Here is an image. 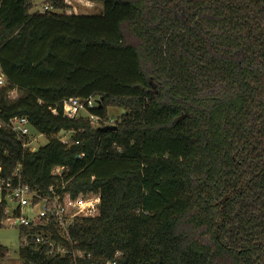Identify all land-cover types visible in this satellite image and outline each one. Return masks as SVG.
<instances>
[{
    "label": "trees",
    "instance_id": "trees-1",
    "mask_svg": "<svg viewBox=\"0 0 264 264\" xmlns=\"http://www.w3.org/2000/svg\"><path fill=\"white\" fill-rule=\"evenodd\" d=\"M46 1L57 11L0 0V120L27 116L49 138L29 149L0 125L2 176L20 168L44 191L65 166L74 197L102 201L64 239L77 261L22 226L21 264H264V0H102L99 13ZM93 95L102 119L124 109L116 129L65 114Z\"/></svg>",
    "mask_w": 264,
    "mask_h": 264
},
{
    "label": "built area",
    "instance_id": "built-area-1",
    "mask_svg": "<svg viewBox=\"0 0 264 264\" xmlns=\"http://www.w3.org/2000/svg\"><path fill=\"white\" fill-rule=\"evenodd\" d=\"M68 1V0H66ZM53 2L48 1L41 11L53 8ZM0 86L6 84L7 79L0 71ZM99 96H90L87 98L71 97L64 102L65 114L68 116H77L84 109L91 119L98 123L103 121L104 125L115 124L114 118L102 119L100 116L91 112V108L99 105ZM0 125L8 126L16 133L19 139L24 141V146L33 149L30 141V123L27 116L11 117L8 121L0 120ZM103 125V124H101ZM28 137V139H24ZM61 141L66 145L74 143L73 139L68 138V134L62 131L60 134ZM79 143V140L75 141ZM35 150V149H33ZM65 166H57L52 170L56 180L47 190L33 189L29 184L23 182L20 175V168L11 178L2 176V166L0 165V200L6 202V216L2 223L17 225L19 227L26 226L35 228L41 226L35 241L43 245H47L49 253L56 255H66L70 253L75 261L83 255L81 251L70 250L64 239L70 240V226L77 217L94 216L100 211L102 197L100 193H80L76 197L73 196L72 190L68 184L70 180L64 177L67 174ZM25 207L35 209L33 215L24 214ZM52 229L58 231L63 240L57 241L52 238ZM26 235V234H25ZM29 241L25 237L23 244L27 245ZM120 254V253H118ZM116 264V261L109 263Z\"/></svg>",
    "mask_w": 264,
    "mask_h": 264
},
{
    "label": "rangeland",
    "instance_id": "rangeland-1",
    "mask_svg": "<svg viewBox=\"0 0 264 264\" xmlns=\"http://www.w3.org/2000/svg\"><path fill=\"white\" fill-rule=\"evenodd\" d=\"M81 1H84L85 4H82L79 1L76 2V0H73L74 3L71 4V6L73 7L72 12L99 13L103 10L102 0H81ZM33 2H34L33 11H41L44 9V5L48 1L33 0ZM75 3H76V8H75ZM51 10H55V9L52 8ZM19 95H20L19 91L13 90L11 92V99L15 100ZM123 112H124V109L122 108L115 107V106L110 107L108 111L109 119L114 118L117 120L120 114H122ZM79 114L88 115L84 109H82L77 114V116ZM91 120L94 125L98 124L96 120L94 119H91ZM70 135L71 133H68V138H71ZM29 136H30L31 146L33 149H38L39 147L47 144V142L49 141V138L47 137V135L38 131L34 126H30ZM23 212L26 215H33L34 213H36V210L25 207ZM0 244L9 249V252L6 258L2 260L0 264H21L20 247L22 245V240H21V231H20L19 226L5 223L4 226L0 227Z\"/></svg>",
    "mask_w": 264,
    "mask_h": 264
},
{
    "label": "water",
    "instance_id": "water-1",
    "mask_svg": "<svg viewBox=\"0 0 264 264\" xmlns=\"http://www.w3.org/2000/svg\"><path fill=\"white\" fill-rule=\"evenodd\" d=\"M102 100H103V96H100L98 99L100 104H101ZM116 128H117V124H107V125L99 126V129L104 130V131L109 130V129H116Z\"/></svg>",
    "mask_w": 264,
    "mask_h": 264
},
{
    "label": "crops",
    "instance_id": "crops-1",
    "mask_svg": "<svg viewBox=\"0 0 264 264\" xmlns=\"http://www.w3.org/2000/svg\"><path fill=\"white\" fill-rule=\"evenodd\" d=\"M81 2L82 4H85L84 1H81V0H76V2ZM67 3L70 5V7L66 10L68 13H72L73 11V7L71 6V4H73V0H68ZM75 8H76V3H75Z\"/></svg>",
    "mask_w": 264,
    "mask_h": 264
}]
</instances>
